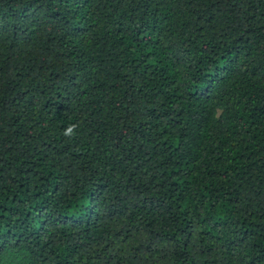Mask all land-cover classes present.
<instances>
[{"label": "trees", "instance_id": "1", "mask_svg": "<svg viewBox=\"0 0 264 264\" xmlns=\"http://www.w3.org/2000/svg\"><path fill=\"white\" fill-rule=\"evenodd\" d=\"M0 264H264V0H0Z\"/></svg>", "mask_w": 264, "mask_h": 264}, {"label": "clouds", "instance_id": "2", "mask_svg": "<svg viewBox=\"0 0 264 264\" xmlns=\"http://www.w3.org/2000/svg\"><path fill=\"white\" fill-rule=\"evenodd\" d=\"M74 127L75 126H70L68 129L65 130L64 132V135L67 137V136H70L73 132H74Z\"/></svg>", "mask_w": 264, "mask_h": 264}]
</instances>
